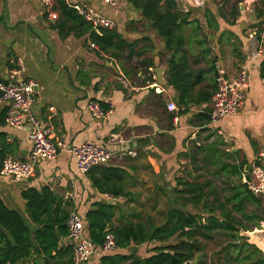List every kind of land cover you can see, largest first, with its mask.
<instances>
[{
    "label": "crops",
    "instance_id": "obj_1",
    "mask_svg": "<svg viewBox=\"0 0 264 264\" xmlns=\"http://www.w3.org/2000/svg\"><path fill=\"white\" fill-rule=\"evenodd\" d=\"M65 1L73 7L85 5L105 13L126 41H139L136 48L141 50L145 46L143 55H132L129 60L126 49L118 58L99 47L92 48L89 32L62 37L57 19L50 17V10L40 0H0V81H11L9 71L21 61L24 71L16 80L31 79L37 84L35 116L47 124L54 137L74 145L91 141L110 151V158L99 165L122 171L121 187H116L121 193L99 192L91 176L77 170L75 157L60 153L54 159H38L27 179L0 174V197L10 208L18 210L30 224L21 193L30 187L47 186L54 191L59 209L68 214L75 211L84 218L97 201L113 204L112 223L119 225L147 219L136 215L149 214L155 199L168 202L166 211L180 205L186 197L180 181L212 178L215 183L224 180L227 186L250 177L245 166L252 164L264 147V24L260 38L258 27H254L259 0H175L189 15L190 23L180 30L186 55L190 62L199 60V66L186 68L193 73L188 77L190 82L183 72L176 73L180 88L190 85L189 94L168 83L170 56L162 54L164 41L127 0H119L114 8L101 0ZM55 6L56 0L51 10L58 14ZM221 6L225 16L219 13ZM232 6L238 7L236 17L230 15ZM142 37L149 41L140 40ZM259 46L261 53H257ZM205 50L209 53L204 57ZM144 58H152L154 65L144 66ZM209 58L214 66H206ZM156 67L164 68L162 84L154 72ZM240 67L247 69V86L243 105L235 114L210 123V100L180 103L182 95L183 99H199V90L212 91L217 76H234ZM120 75L129 86L120 81ZM89 101L111 109V114L94 118L87 110ZM171 102L178 108L176 122L167 109ZM8 107V102H0V152L24 159L31 150V126H7L4 117ZM241 163L245 166L240 177L229 173L230 166ZM222 166L226 169L220 171ZM258 197L261 204L257 209L249 207L264 215V194ZM67 243L63 238L60 244ZM100 257L95 253L86 264H100Z\"/></svg>",
    "mask_w": 264,
    "mask_h": 264
},
{
    "label": "trees",
    "instance_id": "obj_2",
    "mask_svg": "<svg viewBox=\"0 0 264 264\" xmlns=\"http://www.w3.org/2000/svg\"><path fill=\"white\" fill-rule=\"evenodd\" d=\"M219 1L226 3L228 0ZM127 2L140 11L142 18L164 41L162 54L170 56L168 83L179 90L176 73L183 72L187 82H190L188 77L193 73L186 68L199 66V60L189 61L185 38L180 31L182 25L190 23L188 13H183L175 0ZM259 2L254 14L257 38H260L264 24V0ZM55 9L58 11L56 27L62 37L69 33L81 36L89 32L92 42L104 53L119 58L126 49V59L129 60L132 55H143L145 46L142 50L136 48L139 41H126L116 28H102L100 35L95 33L65 0H56ZM223 9V6L219 8L221 16H225ZM230 15H238L237 6L230 8ZM140 40L149 41V38L142 37ZM207 53L209 50H205L203 56ZM141 63L147 67L154 65L152 58H144ZM206 66H214V60L209 58ZM201 73L199 70L198 77ZM190 88L188 84L183 85L180 92L189 94ZM215 89L199 90V99L189 100L188 96L183 99L182 95L180 103L209 101ZM2 121L0 118V123ZM6 155L0 152V161ZM244 166V163L230 166L228 171L240 177ZM224 169L226 167H219L220 171ZM86 174L91 176L99 192L113 196L121 193L116 190V187H121L123 174L120 169L98 165ZM180 185L183 186L181 193L186 197L180 205L166 211L161 223L141 218L137 222L114 225V205L95 202L84 215L85 237L92 241L96 250L106 233H112L116 243L115 250L99 258L100 264H264V252L249 242L244 234L261 228V222H264V215L249 207L257 209L261 199L248 190L245 183L227 184L222 188L212 178H204L194 182L180 181ZM21 194L26 201L30 224L0 197V264H74L71 244H60L67 234L69 214L59 209L54 191L47 186L41 189L30 187ZM187 205H191L196 212L186 209ZM211 244L213 248L208 253L207 247Z\"/></svg>",
    "mask_w": 264,
    "mask_h": 264
},
{
    "label": "built area",
    "instance_id": "obj_3",
    "mask_svg": "<svg viewBox=\"0 0 264 264\" xmlns=\"http://www.w3.org/2000/svg\"><path fill=\"white\" fill-rule=\"evenodd\" d=\"M40 1L50 10V17L54 20L57 19V12L51 10L55 0ZM101 1L111 8L119 4V0ZM74 8L90 24L94 32L100 33L102 28H112V21L102 11L90 9L85 5L74 6ZM90 46L98 49L94 42H91ZM261 52L262 47L259 46L257 53ZM23 71L24 65L18 61V66L9 71L12 80L0 81V102L9 103L4 117L7 126L21 129L26 123L30 124L31 129L28 137L31 142V150L24 159L6 155L0 161V174L11 176L15 180L27 179L33 174L38 159H54L60 153L73 155L77 170L82 174H86L92 167L106 162L111 156L110 151L106 148L91 141L74 145L52 135L47 124L39 120L33 112L36 82L31 79L16 80ZM119 79L125 86H129L125 76L120 75ZM246 86L247 69L245 67H240L237 74L231 77L220 74L217 77L216 89L210 98L209 122L217 123L222 118L235 114L243 105ZM167 109L173 112V120L176 122L178 120L176 104L168 103ZM87 110L91 116L98 119L105 118L112 112L111 109H104L97 101H89ZM263 158L264 147L260 148L253 158L250 177L244 179L247 189L256 196L264 194ZM83 221L84 218L75 211H71L67 218L65 238L71 244L74 264H85L95 253L102 256L116 248L113 234L106 233L99 249L96 250L92 241L84 235ZM261 226H264V223Z\"/></svg>",
    "mask_w": 264,
    "mask_h": 264
},
{
    "label": "rangeland",
    "instance_id": "obj_4",
    "mask_svg": "<svg viewBox=\"0 0 264 264\" xmlns=\"http://www.w3.org/2000/svg\"><path fill=\"white\" fill-rule=\"evenodd\" d=\"M235 2H237V1L235 0ZM257 2H259V1H257ZM216 183L218 184V186H225L224 180H219L218 179L216 181ZM167 204H168V202L165 201V200L155 199L151 203V209H150V211L148 210L149 211V214H147V213H145V215L138 214L136 216H141L143 218L148 217L149 219H153V221L155 223H161L163 221V218H164V215H165V212H166V209L165 208H166ZM187 207H188L189 210H192L191 209L192 208L191 205H188ZM192 211H195L196 212V210H194V209ZM135 219H136V217H135ZM262 227L263 226H261V228ZM244 234L247 235L249 242H252V243H255V244H258L259 245V242L253 237V235L251 234V232H244ZM212 248H213V245L212 244L209 245L207 247V252L209 253ZM141 249L143 251L144 248L141 247Z\"/></svg>",
    "mask_w": 264,
    "mask_h": 264
},
{
    "label": "water",
    "instance_id": "obj_5",
    "mask_svg": "<svg viewBox=\"0 0 264 264\" xmlns=\"http://www.w3.org/2000/svg\"><path fill=\"white\" fill-rule=\"evenodd\" d=\"M167 60L169 61V58H167ZM163 71H164V68H161V67H156L154 70V72L157 76V79H158L159 83H161V84L163 83V80H162ZM245 169H247V171L250 172L251 164L246 165ZM247 232H251L253 237L259 242V245L255 244V243L254 244L256 246H258L264 252V226L262 228H254L252 231H247Z\"/></svg>",
    "mask_w": 264,
    "mask_h": 264
}]
</instances>
